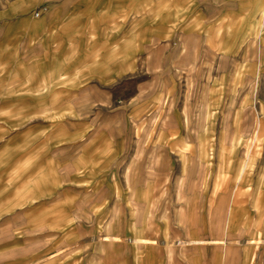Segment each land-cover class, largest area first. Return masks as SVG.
<instances>
[{
    "label": "crops",
    "instance_id": "crops-1",
    "mask_svg": "<svg viewBox=\"0 0 264 264\" xmlns=\"http://www.w3.org/2000/svg\"><path fill=\"white\" fill-rule=\"evenodd\" d=\"M0 264H264V0H0Z\"/></svg>",
    "mask_w": 264,
    "mask_h": 264
},
{
    "label": "rangeland",
    "instance_id": "rangeland-1",
    "mask_svg": "<svg viewBox=\"0 0 264 264\" xmlns=\"http://www.w3.org/2000/svg\"><path fill=\"white\" fill-rule=\"evenodd\" d=\"M36 14V13H35ZM178 79L180 80V86H182L181 88H179L178 90L179 91H184L186 93V95L188 96H191V95H194L197 91V87H196V84H197V81H196V73H188V71H178ZM132 90L131 88V85L130 84H125L124 88L122 89V91L125 93L127 92H130ZM187 108H190L191 107V103L188 101L185 105ZM152 122H157L158 125H160L163 121H159V120H155V121H152ZM194 121L192 120H187V124H188V127L191 126V124L193 123ZM192 138V137H190Z\"/></svg>",
    "mask_w": 264,
    "mask_h": 264
},
{
    "label": "built area",
    "instance_id": "built-area-1",
    "mask_svg": "<svg viewBox=\"0 0 264 264\" xmlns=\"http://www.w3.org/2000/svg\"><path fill=\"white\" fill-rule=\"evenodd\" d=\"M35 15H37V13Z\"/></svg>",
    "mask_w": 264,
    "mask_h": 264
}]
</instances>
